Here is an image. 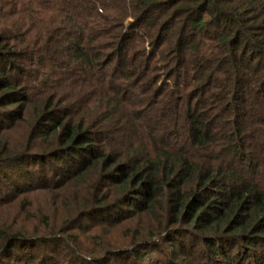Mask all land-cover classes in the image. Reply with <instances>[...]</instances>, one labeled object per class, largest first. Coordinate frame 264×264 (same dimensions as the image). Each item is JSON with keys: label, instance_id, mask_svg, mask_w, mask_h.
<instances>
[{"label": "trees", "instance_id": "1", "mask_svg": "<svg viewBox=\"0 0 264 264\" xmlns=\"http://www.w3.org/2000/svg\"><path fill=\"white\" fill-rule=\"evenodd\" d=\"M0 264H264V0H0Z\"/></svg>", "mask_w": 264, "mask_h": 264}]
</instances>
